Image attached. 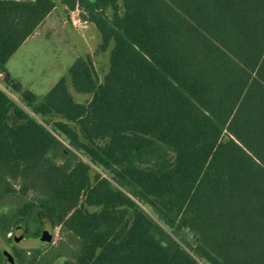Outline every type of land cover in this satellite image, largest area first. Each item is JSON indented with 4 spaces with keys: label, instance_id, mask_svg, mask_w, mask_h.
<instances>
[{
    "label": "trees",
    "instance_id": "16d2710c",
    "mask_svg": "<svg viewBox=\"0 0 264 264\" xmlns=\"http://www.w3.org/2000/svg\"><path fill=\"white\" fill-rule=\"evenodd\" d=\"M56 1L109 66L78 56L38 98L5 61ZM0 70L3 236L46 220L78 241L59 264H264V0H0Z\"/></svg>",
    "mask_w": 264,
    "mask_h": 264
},
{
    "label": "rangeland",
    "instance_id": "374dc122",
    "mask_svg": "<svg viewBox=\"0 0 264 264\" xmlns=\"http://www.w3.org/2000/svg\"><path fill=\"white\" fill-rule=\"evenodd\" d=\"M99 42L98 30L92 23L81 20L78 9H68L56 1L55 8L46 16L36 31L27 37L10 56L5 63V69L10 72L12 78L20 82L23 88L31 90L38 98H41L60 77L67 75L69 66L78 56L92 54L96 71L101 77L109 66V49L96 53ZM3 75L0 70V87L5 90L2 83ZM67 84L76 101H86L89 98L88 94L75 92L69 80ZM5 91L22 105L16 93L9 89ZM45 126L49 129V126ZM92 167L103 173L98 167L94 165ZM15 202V196L2 200L0 213L11 210ZM34 227L35 224H31L30 230ZM41 228L42 233L51 234V241L47 245H42L39 237L24 235L20 227L15 228L6 236L0 233V254L8 251L13 255L14 249L17 248L44 247L43 253L55 257L52 264H59L64 259H74V253L78 247V241L74 236L61 232L58 227L52 228L50 223L43 219ZM20 233L23 236L15 240L13 235ZM5 264L10 263L6 260Z\"/></svg>",
    "mask_w": 264,
    "mask_h": 264
},
{
    "label": "water",
    "instance_id": "95a60500",
    "mask_svg": "<svg viewBox=\"0 0 264 264\" xmlns=\"http://www.w3.org/2000/svg\"><path fill=\"white\" fill-rule=\"evenodd\" d=\"M23 236L22 233H20L19 235H16L14 234L13 237L15 240H18L20 239L21 237ZM51 241V234H45V233H42L40 236H39V242L42 244V245H47L48 243H50ZM2 255L3 257L10 263H13V255L8 252V251H3L2 252Z\"/></svg>",
    "mask_w": 264,
    "mask_h": 264
},
{
    "label": "crops",
    "instance_id": "0c3cea01",
    "mask_svg": "<svg viewBox=\"0 0 264 264\" xmlns=\"http://www.w3.org/2000/svg\"><path fill=\"white\" fill-rule=\"evenodd\" d=\"M9 58H10V57H9ZM9 58H7V60L5 61V63L8 61ZM7 71H8V70H7ZM8 72H9V71H8ZM9 74H10V72H9Z\"/></svg>",
    "mask_w": 264,
    "mask_h": 264
}]
</instances>
